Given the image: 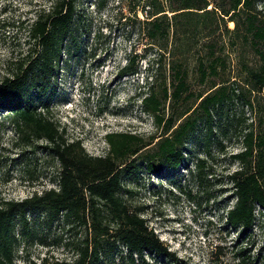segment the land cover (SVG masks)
Returning a JSON list of instances; mask_svg holds the SVG:
<instances>
[{
  "label": "rangeland",
  "instance_id": "rangeland-1",
  "mask_svg": "<svg viewBox=\"0 0 264 264\" xmlns=\"http://www.w3.org/2000/svg\"><path fill=\"white\" fill-rule=\"evenodd\" d=\"M54 4L55 0H0V81L13 79L26 67L37 47L30 26ZM258 9L264 16V0H258ZM149 10L147 0H76L74 22L58 63L56 92L45 113L64 130L68 142L80 141L89 155L105 156L110 148L105 136L110 132L136 134L146 142L162 133L154 115L144 110L139 94L148 92L153 82L159 88L163 80L172 92V63L185 71L191 97L178 107L169 97L167 116L195 109L199 94L217 84L243 94L213 107L210 118L201 110L192 115L197 128L181 148L182 165L165 166L159 174L146 169L156 138L122 164V182L127 203L166 248L156 259L145 252V263L134 254L135 264H237L241 248L254 258L264 249L260 207H256L250 238L239 239V231L229 227L226 216L236 202L229 176L242 167L235 156L245 150L249 131L255 137L264 135V95L250 92L247 77V67L261 64L260 55L251 36L232 32V22L225 27L213 15L203 19L188 14L173 20L162 48L163 41L148 36ZM126 64L131 71L124 75L121 69ZM211 64H217L216 72ZM26 136L11 111L0 108V204L22 202L59 188L60 164L47 148L48 141ZM199 159L205 160L202 176L197 175ZM25 217L28 228L18 223L15 230V264H28L27 260L42 264L45 258L49 263L72 262L79 256L75 245L91 235L89 223L86 227L59 217L44 224L45 210L27 209ZM60 234L63 242L57 243ZM126 253L122 241L103 240L98 260L87 259L85 264H131L124 258Z\"/></svg>",
  "mask_w": 264,
  "mask_h": 264
},
{
  "label": "trees",
  "instance_id": "trees-1",
  "mask_svg": "<svg viewBox=\"0 0 264 264\" xmlns=\"http://www.w3.org/2000/svg\"><path fill=\"white\" fill-rule=\"evenodd\" d=\"M147 5L150 7L147 17L152 18L148 21V36L163 41L162 48L166 47L165 41L171 35V22L188 14L203 19L213 15L217 23L225 27L232 22V32L240 31L251 36L261 64L247 67L249 90L264 95V16L258 9V0H147ZM167 11L173 14L169 16ZM75 13L76 0H55L50 12L39 13L30 26V36L37 45L34 48L36 56L33 53L26 67H21L20 73L13 79L0 81V108L11 111L18 129H25L26 138L35 136L47 140V148L60 164L58 189L34 194L22 202L0 204V264H15V230L18 223L24 230L28 228L25 217L27 209L45 210L47 220L44 224H50L59 217L67 223L86 227L89 223L91 235L75 245L79 256L74 261L49 263L48 258H45L42 264H85L87 259L98 260L103 240L110 239L124 243L127 250L124 258L130 260L131 264H135L134 254L143 260L145 252L155 259L166 253L157 235L149 230L146 221L131 209L123 196L122 176L125 168L122 164L159 138L155 143V152L146 157V169L159 174L165 166L179 167L185 159L181 148L197 128V119L192 118V115L201 110L210 118L213 107L243 97V94L229 90L227 85L217 84L210 92L199 94L200 102L195 109L192 108L193 111L188 109L178 116L172 112L167 116L165 106L169 97L178 104L177 107L191 97L185 71L180 64L172 63V92L163 80L159 88L153 82L148 92L139 94L143 96L144 110L154 115L162 133L146 142L136 134L110 132L105 136L110 147L108 153L105 156L89 155L80 141L68 142L64 130L45 113L49 111L56 92L62 46L72 28ZM211 69L216 72L217 64H211ZM121 71L124 75L128 74L131 71L130 64H126ZM201 71L206 78L208 73L204 64L201 65ZM157 78L158 75L154 81ZM248 103L252 105L249 100ZM190 111L191 114L187 115ZM244 141L245 150L235 156L242 167L229 176L234 185L236 202L226 216L229 227L239 231V239L251 237L257 219L256 207L259 206L264 214V135L255 137L249 131ZM204 164V159L197 161L198 176H202ZM17 216H20L19 222ZM27 233L30 235L31 232ZM61 239L60 234L56 242L62 243ZM245 251L246 248L239 250L238 255L241 257L237 264H256L259 260L260 264H264V249L254 258L246 255ZM27 261L28 264H37L33 260Z\"/></svg>",
  "mask_w": 264,
  "mask_h": 264
}]
</instances>
